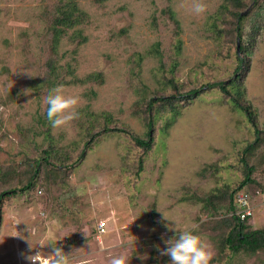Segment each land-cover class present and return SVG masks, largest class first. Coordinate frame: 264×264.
<instances>
[{"label":"rangeland","instance_id":"374dc122","mask_svg":"<svg viewBox=\"0 0 264 264\" xmlns=\"http://www.w3.org/2000/svg\"><path fill=\"white\" fill-rule=\"evenodd\" d=\"M64 1L0 0V192L17 189L2 202L0 264H33L26 257L36 252L47 262L52 246L37 242L51 218L59 221L57 243L65 252L78 249L72 264H108L121 253L132 256L129 264H169L161 252L174 231L165 227L161 211L181 230L195 226L212 252L210 264H264V250L220 251L229 228L223 221L228 194L244 177L242 150L257 137L245 111L217 87L176 101L177 119L168 127V105L156 102L146 110L151 98L241 75L243 103L251 105L261 130L250 163L257 186L264 187V0H244L240 8L230 0H74L82 21L54 44L51 26ZM196 3L204 11L196 12ZM236 9L247 10L242 40L234 36ZM238 38L246 51H238ZM236 51L245 57L237 76ZM50 62L69 81L70 68L75 78L96 76L59 84L78 98L70 109L78 115L56 128L39 123L48 121L50 88L43 80ZM102 125L143 137L151 130L154 145L144 151L128 133ZM88 126L102 131L82 157ZM50 144L61 146L66 158L52 157L37 183L20 190ZM253 203L248 223L264 228V201L256 197ZM14 217L34 226V248L8 236Z\"/></svg>","mask_w":264,"mask_h":264},{"label":"trees","instance_id":"16d2710c","mask_svg":"<svg viewBox=\"0 0 264 264\" xmlns=\"http://www.w3.org/2000/svg\"><path fill=\"white\" fill-rule=\"evenodd\" d=\"M232 1L233 5L237 8H240L243 6L244 0H230ZM242 9V8H241ZM239 9V10H241ZM235 10L233 12V15L236 17L235 23H234V36H238L241 40L243 38L244 33V27L242 25V18L243 11ZM170 15L173 17L174 12L171 10L169 11ZM84 12L80 9V7H77V3L74 2V0H66L63 3L62 7H59L57 16L51 26V31H53V43L58 44L63 35L67 32L68 28L75 25L77 22L82 21V15ZM174 19V18H173ZM175 20V19H174ZM177 23V21L175 20ZM233 36V37H234ZM245 45H241L240 50L242 52L246 51ZM180 47V44H179ZM235 59L237 60L236 67L233 69V72L236 73L245 65V57L239 55V53L236 51L235 53ZM49 70L48 75L44 78L47 84L49 85V88H53L59 84H67L72 83L71 81H78L85 82L86 80H91L95 78L96 76L93 74L88 75L85 79H79L75 78V73L71 68L68 70V72L72 75L71 77L74 78V80H66L64 76H61L59 71L56 72V66L53 62L49 63ZM241 75H238L236 79H233L229 82L219 80V81H212V82H206L203 83L197 87L191 88L187 91L170 94V95H161L158 98L154 97L151 98L150 101L147 103L146 110L147 112L156 102H159V106H169L172 111L171 117L167 118L166 120V126H170L176 119H177V113H178V107L176 104V101L180 100H188L191 101L198 97L200 94H202L206 90L213 89L215 87L219 88L223 94H225L227 100L234 102V104L240 108L243 109L251 122L253 126L255 127L257 137L254 140V142L246 145L242 150V166L244 170V177L242 180L238 183L236 187H234L228 194L229 201L226 207V216L223 217V221L225 225H227L228 232L226 236L223 238L220 251L229 250L228 252L230 255H232L235 252H239L241 250H244L249 253H257L258 251L264 250V228H251L248 221L251 219L252 216L247 217L246 219H241L236 214V197L237 194L240 191L247 192L249 198L251 199V202L255 200L257 197L256 191L259 189H263L264 187L257 186L260 185L257 183L256 177L253 175V173L256 171V166L250 163L251 157H254L256 154L257 149L261 145V137L260 132L261 130L257 126V120L256 115L254 114L252 107L250 104H244L243 103V97L245 96V87L243 86L242 82H239ZM89 78V79H87ZM91 78V79H90ZM77 79V80H75ZM42 81V82H43ZM46 116V113H45ZM44 119H47L46 117ZM48 121H39V123L42 126L47 125ZM149 128L151 129L153 127V122L150 121L148 123ZM90 130L88 131V134L86 137H89L87 141L84 143V147L80 150V156L83 157L86 147L89 146V143L94 141L95 137L99 134H101L102 130H98L95 132H92V126H88ZM102 128L107 130H115V131H122L129 134L131 139L135 142V144L141 148L144 149V151H148L152 149L154 145V138L151 135V130L148 131L147 136L143 137L141 135H137L134 132H132L130 129L125 127H115V128H108V126H103ZM101 129V128H99ZM54 145V146H53ZM49 145V147L44 148L41 150V153L37 155L35 158L34 164H33V170L30 175V178L28 179L27 184H25L20 190H28L30 187L34 186L37 181L34 178H39L42 175V167L48 166L51 164L49 161L52 157L59 160L62 158H66V155L63 154L64 150H62L61 146H57L55 144ZM57 156V157H56ZM139 171L143 169V161L140 159L139 161ZM53 171V170H51ZM44 177H47V170L44 173ZM254 185V186H253ZM17 189L12 188L10 190H3L0 192V224L2 221V202L3 198L5 196H8L9 194L16 193ZM254 204V203H253ZM205 208L209 207V204L204 205ZM212 209L215 211H222L220 210V206H212ZM213 212L211 215H215ZM222 219V218H221Z\"/></svg>","mask_w":264,"mask_h":264},{"label":"clouds","instance_id":"9594fccd","mask_svg":"<svg viewBox=\"0 0 264 264\" xmlns=\"http://www.w3.org/2000/svg\"><path fill=\"white\" fill-rule=\"evenodd\" d=\"M194 10L198 13L202 12L204 11V5L202 3H196ZM77 103L78 98L65 95L62 91V86L57 85L51 88L46 97V118L50 125L56 128L74 119L78 114L74 111H70V109L77 105ZM91 205L94 209L96 207V202L92 201ZM161 212L165 227L174 231L173 236L165 239L164 243L166 247H164L161 252V254L169 257V264H210L212 252L209 249L206 239L195 230V226L193 229L181 230L176 226V221L171 220L166 212ZM20 223H24L25 227L18 230L16 225ZM13 225L14 230L11 231L8 236L25 240L29 249L34 248L32 239L35 232L34 226L27 220L17 217L13 218ZM58 228L59 221L56 218H51L48 221L47 235L37 242V246L41 248L49 245L52 246L51 251L47 252L50 258L47 262L39 259V252L27 256L26 259L32 261L33 264H35L36 261H39V264H72L74 259L73 254L78 249L65 252L64 248L57 243L58 241L54 237V233ZM86 235L88 236L87 233ZM131 257L124 253L113 255L109 258L108 264H129ZM143 258L144 257L141 256V259Z\"/></svg>","mask_w":264,"mask_h":264},{"label":"built area","instance_id":"2783aa9c","mask_svg":"<svg viewBox=\"0 0 264 264\" xmlns=\"http://www.w3.org/2000/svg\"><path fill=\"white\" fill-rule=\"evenodd\" d=\"M256 193L257 197H260L262 201H264V188L260 190L258 189ZM236 205L237 209L235 212L241 219H246L247 217L254 215V204L251 202L247 192L244 190L237 194ZM97 230L102 233L105 231L103 223L98 224Z\"/></svg>","mask_w":264,"mask_h":264},{"label":"water","instance_id":"95a60500","mask_svg":"<svg viewBox=\"0 0 264 264\" xmlns=\"http://www.w3.org/2000/svg\"><path fill=\"white\" fill-rule=\"evenodd\" d=\"M247 11V10H246ZM246 11L245 12H243V13H246ZM237 48H238V51H239V49H240V39L238 38V46H237ZM0 115H1V111H0Z\"/></svg>","mask_w":264,"mask_h":264}]
</instances>
